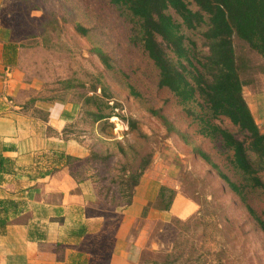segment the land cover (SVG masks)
<instances>
[{"label":"rangeland","instance_id":"1","mask_svg":"<svg viewBox=\"0 0 264 264\" xmlns=\"http://www.w3.org/2000/svg\"><path fill=\"white\" fill-rule=\"evenodd\" d=\"M3 17L10 26L8 37L16 45V67L24 82L31 85L23 92L28 106L37 101L79 103L82 96L92 94V86L98 87V95L104 86L103 99L114 106V115L102 132L97 123L91 128L88 122L81 121L82 111L76 106L77 114L69 123H73L70 135L83 142L88 151L92 148L101 156L112 155L95 167L75 163L80 175L102 179L95 185L97 188L109 186V178L117 174L119 162L123 161L114 143L130 144L141 152H152V162L142 175L146 174L141 194L151 188L157 193L161 185L175 186L177 192L198 204L196 212L184 219L161 222L138 218L128 237H135L147 226L146 242L140 252L143 259L162 264L169 253V259L175 258L176 264H264V237L238 199L191 151L190 145L175 133H167L147 112L148 107L160 108L178 128L193 133L194 142L218 158L215 144L195 135L194 125L171 94L157 86V72L151 61L128 42V28L107 0H5ZM76 23L88 29L86 35L74 29ZM234 44L236 54L250 67L242 76L251 77L253 85H261L264 60L242 41L235 38ZM97 46L109 55L111 67H104L98 59L93 51ZM130 86L138 96L130 92ZM127 118L137 121L141 133L129 129ZM155 198L156 195L152 202ZM93 207L106 220L102 232L85 238L87 249L94 256L92 264H105L112 248L110 237L123 209L103 205L98 196ZM153 242L157 244L154 249Z\"/></svg>","mask_w":264,"mask_h":264},{"label":"trees","instance_id":"2","mask_svg":"<svg viewBox=\"0 0 264 264\" xmlns=\"http://www.w3.org/2000/svg\"><path fill=\"white\" fill-rule=\"evenodd\" d=\"M107 1L126 24L128 42L151 61L157 72V86L171 94L194 125V134L215 144L218 158L194 142L193 133L178 128L160 108L148 107L147 112L167 133H175L191 146V151L238 199L247 217L264 237V131L256 123L244 98L243 88L252 83V78L246 79L242 75L250 67L236 54L234 44L235 38L242 41L264 60V0ZM74 29L81 35L88 32L79 23ZM10 44L15 54L16 45L12 41ZM93 51L104 67H111L106 52L98 46ZM97 88L92 86L91 95L85 94L79 103H73L81 108L80 120L88 122L91 128L97 123L102 132L114 115V106L103 99L104 86L100 87V95L96 94ZM130 92L139 95L132 86ZM126 122L131 131L140 132L136 120L127 118ZM72 124L63 129V136L83 143L70 135ZM114 144L123 161L119 162L117 174L109 178L110 185L105 188L95 186V189L103 205L124 209L131 204L134 190L152 162V152H141L133 145L121 142ZM111 156L110 153L101 156L90 148L84 159L67 156V163L82 177L75 163L95 167ZM2 161L0 157L1 164ZM88 177L94 185L101 183L102 179L93 175ZM175 193L173 188L161 185L155 201L143 207L140 217H146L150 207L169 209ZM3 204L5 202L1 201ZM6 205L0 214V229L10 221L7 208L12 202H6ZM137 264L159 263L143 259L140 253ZM162 264H176V259H169V253H166Z\"/></svg>","mask_w":264,"mask_h":264},{"label":"crops","instance_id":"3","mask_svg":"<svg viewBox=\"0 0 264 264\" xmlns=\"http://www.w3.org/2000/svg\"><path fill=\"white\" fill-rule=\"evenodd\" d=\"M4 6L5 0H0V214L6 202L12 206L7 208L9 223L0 229V264H92L94 256L85 238L102 232L105 216L93 207L97 194L91 178L78 176L67 163V156L84 159L88 155L83 143L63 136L77 107L69 100L25 103L23 92L31 85L16 67ZM243 94L264 131V82L245 86ZM145 175L131 204L121 211L105 264L138 263L147 226L135 237L128 236L134 222L142 218L143 207L157 195L152 188L140 193ZM197 209L196 202L176 191L169 209L150 207L144 219L169 222Z\"/></svg>","mask_w":264,"mask_h":264}]
</instances>
